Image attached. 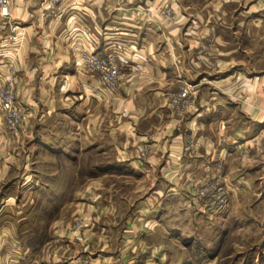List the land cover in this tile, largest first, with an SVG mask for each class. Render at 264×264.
<instances>
[{
	"label": "crops",
	"instance_id": "crops-1",
	"mask_svg": "<svg viewBox=\"0 0 264 264\" xmlns=\"http://www.w3.org/2000/svg\"><path fill=\"white\" fill-rule=\"evenodd\" d=\"M183 1L10 0L0 11V82L16 78L27 132H42L15 140L28 146V184L7 197L0 182V264H264V0ZM219 2L222 17L259 23L219 28ZM112 50L124 73L113 94L83 64L84 51ZM185 83L192 94L175 106ZM218 163L221 213L193 189ZM236 230L253 231L252 244L225 250Z\"/></svg>",
	"mask_w": 264,
	"mask_h": 264
},
{
	"label": "rangeland",
	"instance_id": "rangeland-1",
	"mask_svg": "<svg viewBox=\"0 0 264 264\" xmlns=\"http://www.w3.org/2000/svg\"><path fill=\"white\" fill-rule=\"evenodd\" d=\"M187 4H188V1L186 0L183 1V7L186 6ZM218 6H220V8L217 9L215 14L213 13L215 16L213 18V23H215L216 25L220 24L219 28H227L226 26H230L231 28H245L242 26H246V28H255L256 22L259 23V21H254V16L252 14L249 15L248 13H245L246 15H243L244 12L242 13L240 17H231V18L222 17L220 2L218 3ZM236 6L237 5H235V7ZM162 10H163L164 16H166V19L173 17V10H172V7L169 6V2H167V6H165ZM185 10H186L185 8L182 9L183 16H185V19H183V25L187 24V27H188L191 21L189 19V15L188 14L186 15ZM235 12L237 13V11ZM217 13H219L220 15H217ZM238 21H240L241 23L239 27H237ZM202 24L203 23L201 22V18H198V22L194 23V25L197 27H194V28H200ZM185 27L186 26H183V28ZM257 28L259 27L257 26ZM15 79L16 78L13 76H8L4 81L0 82V134L6 137L5 145H4V149H5L4 156L6 158L5 160L7 163L6 176L4 179L0 178V182H1V185H3V188L1 190H4L3 193L5 192V195H7V197L8 196L12 197L16 195L15 193L16 187L18 185L24 184L25 182H26L25 185L28 184L27 181L29 180V176H28L29 174L28 172L24 170L26 168V161H25L26 158H24V154L26 153L28 146H20L19 144H17L15 140L17 137H22V138L27 137L28 138L29 136H31V134L27 132V124L29 123L30 118L32 116H31V112L29 108L25 107L24 104L21 102V100H19L18 98ZM192 89H194V86ZM32 120L34 121L33 118ZM41 133L38 131H35V133L31 137L33 138L35 136L41 135ZM28 140L29 139H27L25 142H27ZM14 151H20L18 156L21 159V163L20 161L16 162L18 163V165H15V166H14V159L16 158L15 156L17 154ZM214 173L210 176L211 178H213ZM110 179H111L110 182H113L114 184L115 183L121 184L124 180V178L122 177H112ZM44 182L47 183L46 178L42 177L41 183H44ZM77 184L78 183H76V185ZM90 194L92 195V193L88 191L83 193V195H86V196ZM194 196L200 198V196H198L197 194H195ZM0 197H2L1 191H0ZM20 199L23 200L21 195L16 199V201H20ZM198 200L199 201L202 200V202L207 205L206 207L213 208L215 211L219 213L226 211L220 208L219 205L214 203L212 200H205L202 198ZM15 208L11 210L6 209L3 212H6V215L14 216ZM32 211L33 210H30L29 207H23L22 209H17L16 213H19L18 214L19 217H25V216H30V213ZM40 212L41 210H39L38 215H42V213ZM45 215L46 214H44V216ZM52 217L53 216H50L45 220H48V219L52 220L53 219ZM82 221H83L82 216L77 215V217L75 218V221L71 224V226H69V228H71L72 230L81 228ZM250 235H253V231L249 235H246L244 230H240V231L236 230V232L232 233L230 239H228V241L227 240L225 241L224 243L225 250H228V249L231 250L233 248H238V247L246 248L248 244H252L253 239L250 240L249 242H246L247 240L243 241V237L246 238V237H249ZM184 243L185 242L183 241L181 246H184V245L187 246Z\"/></svg>",
	"mask_w": 264,
	"mask_h": 264
},
{
	"label": "built area",
	"instance_id": "built-area-1",
	"mask_svg": "<svg viewBox=\"0 0 264 264\" xmlns=\"http://www.w3.org/2000/svg\"><path fill=\"white\" fill-rule=\"evenodd\" d=\"M10 0H0L1 13L7 15L9 13ZM84 66L91 72L98 74L102 84L103 91L111 94L115 93L120 85L123 77V71L120 64L118 53L114 50L107 51L104 54L84 51ZM193 84L185 83L177 92L173 99V105H185L192 94ZM228 178L224 172L222 163H218L213 178L210 176L204 183L195 181L193 189L194 195L197 194L205 200H212L218 204L223 210H227L230 204V191ZM83 264H90L84 262Z\"/></svg>",
	"mask_w": 264,
	"mask_h": 264
}]
</instances>
